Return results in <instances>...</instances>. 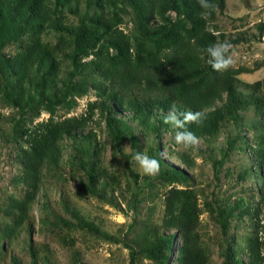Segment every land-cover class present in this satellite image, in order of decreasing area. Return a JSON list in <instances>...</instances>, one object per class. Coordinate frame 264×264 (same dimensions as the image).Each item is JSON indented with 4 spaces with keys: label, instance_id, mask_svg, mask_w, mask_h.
<instances>
[{
    "label": "trees",
    "instance_id": "trees-1",
    "mask_svg": "<svg viewBox=\"0 0 264 264\" xmlns=\"http://www.w3.org/2000/svg\"><path fill=\"white\" fill-rule=\"evenodd\" d=\"M211 2L215 7L202 16L197 0H0V101L12 110L7 117L0 112V125H9L10 139H6L18 146L22 169L18 182L26 190L24 200L14 201L7 211L12 223L4 228V240L21 232L26 206L38 193L44 173L57 171L68 149L69 163L78 172L80 194L99 197L113 193L119 184L102 164L97 131L107 132L113 159L117 154L124 157L135 185L129 192L134 208L149 185V179L139 184V175L131 168L130 159L137 151L160 160L156 178L188 182L193 161L187 154L170 147L166 151L177 159L179 168L165 161L160 152L164 134L173 138L174 130L162 119L173 104L181 112L203 113V123L189 129L204 140L214 137L226 121L237 125L243 119L242 111L253 105L259 135L248 145L252 160L244 173L255 174L264 187V100L258 96L264 79L242 83L238 76L254 69L240 66L216 72L207 63L202 50L220 40L214 32L215 20L226 6V0ZM124 17L130 21L128 31L121 27ZM257 28L262 31L263 25ZM242 40L229 41L238 44ZM11 47L13 51L6 50ZM89 91L97 99L85 115L56 119L58 110L74 108L76 98ZM41 112L49 118L34 123ZM125 146H129L128 154ZM163 206L161 219L156 225L148 223L131 241L133 245L122 241L129 250L130 264H135L139 252L165 264L174 230L182 238L178 264H206V249L195 238L200 213L194 191L168 189L163 193ZM63 209L76 223L55 218L61 227L100 234L66 202ZM234 213V208L228 213L218 211L221 224L225 215ZM253 218L258 216L250 220ZM101 235L107 238L106 233ZM246 242L245 264H264L257 230ZM235 244H226L224 264H244L241 248ZM28 246L36 264L37 251Z\"/></svg>",
    "mask_w": 264,
    "mask_h": 264
},
{
    "label": "rangeland",
    "instance_id": "rangeland-1",
    "mask_svg": "<svg viewBox=\"0 0 264 264\" xmlns=\"http://www.w3.org/2000/svg\"><path fill=\"white\" fill-rule=\"evenodd\" d=\"M263 25L262 31L257 26ZM124 31L130 29L128 17L123 18L121 26ZM215 34L220 40L243 38L232 43L235 48L233 68L246 67L254 69L251 73L238 76L242 83H253L264 79V0H226L224 10L217 13ZM8 51L14 49L8 48ZM264 83V82H263ZM241 90L248 92L243 86ZM258 96L264 100V86ZM97 99L93 91L76 98V106L70 110L60 109L56 119L85 115L89 104ZM0 112L4 116L12 114V110L1 103ZM243 119L237 124L226 121L214 137L208 140L199 139L196 149H184L174 143L169 133L164 134V149L160 152L169 164L178 166L177 159L168 156V148L187 154L193 161L188 182H167L145 175L133 158L131 168L139 175L138 183L145 184L143 193L134 208L129 192L135 185L128 176L124 157L117 154L113 159V147L107 132L97 131L101 145L102 164L109 174L118 182L117 188L103 196H84L77 191L76 175L71 167L67 154L63 164L56 171L42 177L40 189L26 206V219L18 236L12 240H4V228L12 223L7 211H11L14 201L24 200L26 190L20 182L22 172L19 164V149L10 139L9 125H0V264H33L29 244L36 252V264H130L129 250L122 241L133 245L148 223L156 225L164 210L163 193L173 187L193 190L199 208L198 223L195 229L196 240L206 249V264H224L226 244H236L241 248L239 256L245 264L246 239L255 230L262 243L261 253L264 255V187L255 174L247 175L245 168L251 165L248 147L256 142L259 126L255 117V108L248 105L242 111ZM49 114L41 112L33 122L46 121ZM137 132V130L135 129ZM143 141V140H142ZM232 143V146H229ZM249 145V146H248ZM126 154L129 147H124ZM144 152V151H143ZM226 153V155H224ZM63 202L75 208L100 231V234L89 233L75 226L72 219L63 209ZM234 208L233 216L225 215L226 221L221 224L218 211L228 213ZM246 210V211H245ZM244 213L241 216V212ZM249 212V215L247 214ZM258 216V219L250 217ZM64 217L74 223L66 229L55 221ZM255 219V222L252 223ZM106 233V237L101 235ZM165 234L166 231H164ZM175 237L171 244L165 264H178V251L182 244L180 232L174 230ZM113 238V239H111ZM115 239V240H114ZM235 244V245H236ZM140 249L138 248L137 251ZM135 264H157L139 252Z\"/></svg>",
    "mask_w": 264,
    "mask_h": 264
},
{
    "label": "clouds",
    "instance_id": "clouds-1",
    "mask_svg": "<svg viewBox=\"0 0 264 264\" xmlns=\"http://www.w3.org/2000/svg\"><path fill=\"white\" fill-rule=\"evenodd\" d=\"M197 4L202 10L201 15L208 14L215 5L211 0H197ZM235 46L227 39L217 40L202 50L207 55V63L213 71L225 72L229 70L235 63ZM204 56H201L203 59ZM163 123L169 125L173 131L174 143L182 146L184 149H196L199 145V137L189 129L190 125L199 127L203 123V113L192 110L178 111L173 104L167 114H164ZM126 148L129 146H125ZM133 160L142 170V172L150 177L158 175L161 171L160 160L149 156L146 152L137 151L133 155Z\"/></svg>",
    "mask_w": 264,
    "mask_h": 264
}]
</instances>
